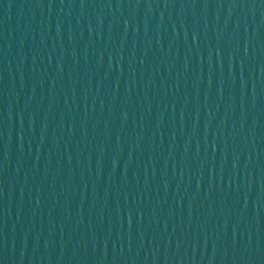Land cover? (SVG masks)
<instances>
[{"label":"water","instance_id":"obj_1","mask_svg":"<svg viewBox=\"0 0 264 264\" xmlns=\"http://www.w3.org/2000/svg\"><path fill=\"white\" fill-rule=\"evenodd\" d=\"M0 264H264V0H0Z\"/></svg>","mask_w":264,"mask_h":264}]
</instances>
